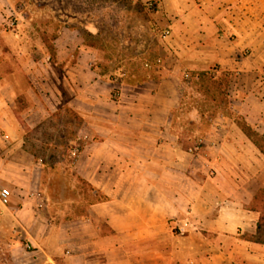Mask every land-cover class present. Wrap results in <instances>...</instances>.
Returning a JSON list of instances; mask_svg holds the SVG:
<instances>
[{
    "label": "crops",
    "instance_id": "crops-1",
    "mask_svg": "<svg viewBox=\"0 0 264 264\" xmlns=\"http://www.w3.org/2000/svg\"><path fill=\"white\" fill-rule=\"evenodd\" d=\"M141 1L155 4L169 32L167 76L137 85L106 80L85 48L76 61L69 49L58 51L59 69L29 70V92L40 94L47 114L65 103L94 122L71 154L79 177L109 199L81 219L43 221L39 161L24 130L4 132L19 85L2 71L0 189L12 192L6 207L28 240L31 264H237L264 252L241 238L257 230L260 213L250 205L264 189V154L240 129L208 133L190 151L174 127L182 74L223 71L232 109L264 133V0ZM7 10L0 0L2 37Z\"/></svg>",
    "mask_w": 264,
    "mask_h": 264
},
{
    "label": "rangeland",
    "instance_id": "rangeland-1",
    "mask_svg": "<svg viewBox=\"0 0 264 264\" xmlns=\"http://www.w3.org/2000/svg\"><path fill=\"white\" fill-rule=\"evenodd\" d=\"M157 11L155 4L141 0H8L4 37L0 32L4 50L0 78L5 72L19 88L16 103H8L10 119L4 132L24 130L26 146L39 161L44 222L59 225L79 220L96 201L95 192L80 181L71 154L82 142L79 135H91L94 122L65 103L47 114L49 107L40 94L29 92L33 86L29 70L52 65L59 69L58 51L69 49L70 60L76 61L85 48L91 66L106 80L129 85L128 80L147 70L165 77L170 61ZM12 19L15 25L9 27ZM225 78L230 76L223 71L182 74L183 99L174 112V127L184 148L202 146V139L213 131L242 130V116L230 105ZM10 212L0 203V264H31L28 240L16 231L18 222ZM237 264H264V252L253 258L238 257Z\"/></svg>",
    "mask_w": 264,
    "mask_h": 264
},
{
    "label": "trees",
    "instance_id": "trees-1",
    "mask_svg": "<svg viewBox=\"0 0 264 264\" xmlns=\"http://www.w3.org/2000/svg\"><path fill=\"white\" fill-rule=\"evenodd\" d=\"M90 36L93 37V34H90ZM160 73V72H159ZM99 74L103 77V74L99 72ZM162 75H155V73H149V70L144 72L143 74H138L135 76V80H128L129 84H133V82L137 83H145L149 80L155 79L160 80L162 79ZM114 80V78H112ZM226 85L228 86L230 83L229 78H225ZM240 127L243 130V132L246 134V136L252 141V143L260 150L262 154H264V133H259L253 126L248 124L243 118L240 121ZM80 181L87 183L88 186L91 187V190L95 192V196L97 197L96 201L92 204L98 203V202H104L108 201V196L105 194H102L101 191L96 189L94 186L80 178ZM250 210L257 211L260 213V218L257 224V230L254 234H244L241 236L242 239L260 243L264 245V189H261L257 192L255 195L251 205ZM87 213L83 214L82 217L86 216Z\"/></svg>",
    "mask_w": 264,
    "mask_h": 264
},
{
    "label": "built area",
    "instance_id": "built-area-1",
    "mask_svg": "<svg viewBox=\"0 0 264 264\" xmlns=\"http://www.w3.org/2000/svg\"><path fill=\"white\" fill-rule=\"evenodd\" d=\"M8 25H9V27L14 26L15 25V21L13 19L10 20L8 22ZM168 34H169L168 30H165L163 32V35L164 36H166ZM200 147H201L200 145H197L195 147H191L190 148V151H198L200 149ZM74 156H76V153H74ZM11 196H12V192H11V190L9 188H2V189H0V201H1V203L3 205L6 206V205H9L10 204V198H11ZM181 230H183V228Z\"/></svg>",
    "mask_w": 264,
    "mask_h": 264
}]
</instances>
